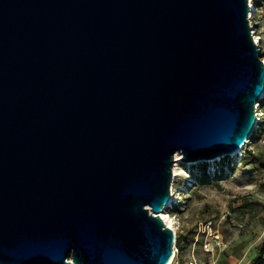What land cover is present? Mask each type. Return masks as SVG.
<instances>
[{
  "label": "water",
  "instance_id": "1",
  "mask_svg": "<svg viewBox=\"0 0 264 264\" xmlns=\"http://www.w3.org/2000/svg\"><path fill=\"white\" fill-rule=\"evenodd\" d=\"M249 0H0V264H167L183 165L251 140Z\"/></svg>",
  "mask_w": 264,
  "mask_h": 264
},
{
  "label": "rangeland",
  "instance_id": "2",
  "mask_svg": "<svg viewBox=\"0 0 264 264\" xmlns=\"http://www.w3.org/2000/svg\"><path fill=\"white\" fill-rule=\"evenodd\" d=\"M253 3L250 25L260 38L264 61V0ZM256 108L264 113V98ZM254 134L243 157L225 155L187 165L175 159L180 176L174 180L173 174L171 190L179 200L167 211L177 237L184 240L175 264H264V116ZM183 186L188 190L182 191ZM207 223L219 240L204 234Z\"/></svg>",
  "mask_w": 264,
  "mask_h": 264
},
{
  "label": "bare ground",
  "instance_id": "3",
  "mask_svg": "<svg viewBox=\"0 0 264 264\" xmlns=\"http://www.w3.org/2000/svg\"><path fill=\"white\" fill-rule=\"evenodd\" d=\"M253 1L254 0H249V3H250V8H251V13H250V20H252V13H253V10H254V3H253ZM254 40H255V43L256 44H260V38H259V36L258 35H256L255 33H254ZM256 111H257V116L259 117V118H261L262 116H264V113L262 112V111H259V110H257V108H256ZM259 127H260V120H258L257 121V123H256V125H255V128L256 129H259ZM251 142L249 141V140H247V142L244 144V146H243V148L240 150V152L239 153H237L235 156H239V155H241L242 157H243V151H244V149H245V147L248 145V144H250ZM234 156V157H235ZM175 159H176V161L177 162H179V161H181V154L180 153H177L176 155H175ZM221 159V157L220 158H216V159H213V160H210V161H208V160H202V161H204V162H214V161H218V160H220ZM176 162V163H177ZM189 164H193V163H189ZM178 164H176V166L174 167V169H173V174H174V180H175V178H177L178 176H180V174H179V172H178ZM182 170V169H181ZM179 171H180V169H179ZM182 173V172H181ZM180 188H183L182 189V191H187L188 190V188L186 187V186H183V187H180ZM179 188V189H180ZM171 194H172V196H171V200H172V202H170V204L168 205V206H166L165 208H164V210L161 212V214H160V216H161V218H162V220L166 223V225L169 227V228H171L172 230H174L175 232H176V230H175V228H174V218L172 217V215L171 214H169L168 213V208H170L171 206H172V204L174 203V202H176V201H178L179 200V196H177L176 194H174V192H173V189L171 190ZM174 257H175V252H174V254H173V256H172V258H171V260L167 263V264H172V261H173V259H174Z\"/></svg>",
  "mask_w": 264,
  "mask_h": 264
},
{
  "label": "built area",
  "instance_id": "4",
  "mask_svg": "<svg viewBox=\"0 0 264 264\" xmlns=\"http://www.w3.org/2000/svg\"><path fill=\"white\" fill-rule=\"evenodd\" d=\"M260 119L261 118L258 117V120H260ZM203 229H204V231H203L204 234H206L207 236L211 237L213 240H219L220 236L217 234L216 230L212 227V225L210 223L205 224ZM206 251L207 252H210L211 250H209L208 248H206ZM174 252H175V257H174V259L172 261V264H175V259H176L177 252H178V249H177V240L175 241Z\"/></svg>",
  "mask_w": 264,
  "mask_h": 264
},
{
  "label": "trees",
  "instance_id": "5",
  "mask_svg": "<svg viewBox=\"0 0 264 264\" xmlns=\"http://www.w3.org/2000/svg\"><path fill=\"white\" fill-rule=\"evenodd\" d=\"M253 137L255 138V134L253 135ZM252 137V138H253ZM183 239H182V237L181 236H179V237H177V246H179L180 248L182 247V243H183ZM258 259H260V258H258ZM181 264H183V263H181Z\"/></svg>",
  "mask_w": 264,
  "mask_h": 264
}]
</instances>
